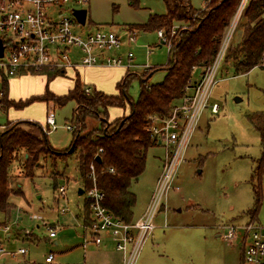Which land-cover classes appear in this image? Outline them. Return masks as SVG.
I'll return each instance as SVG.
<instances>
[{
    "label": "rangeland",
    "instance_id": "1",
    "mask_svg": "<svg viewBox=\"0 0 264 264\" xmlns=\"http://www.w3.org/2000/svg\"><path fill=\"white\" fill-rule=\"evenodd\" d=\"M205 1L190 0L197 9L203 8ZM134 2L137 5H133ZM80 7L88 10V25L76 26L77 32H117L123 42L121 53L131 51L134 64L138 65L130 71L139 75L157 67L159 69L150 77L149 83L163 81L166 76L163 66L168 62L169 45L161 44L158 30L135 29L136 40L129 43L128 38L129 26L145 24L152 15L167 13L164 0H90ZM175 26L179 27L180 23ZM71 55L74 58L76 52ZM145 65L150 68L144 69ZM115 68L117 70L113 74H119L121 69L126 70L123 67ZM221 68L218 83L210 97V105L218 103L219 112L212 113L207 108L201 116L186 151V159L179 165L165 200L167 207H162L155 217L156 228L145 242L137 264H242L244 230H239V237L230 242L219 235L224 232L220 225H242L253 220L248 210L253 207L254 188L258 181L262 203L255 218L264 226V163L261 175L256 173L253 177L262 158L263 147L261 133L249 120L251 114L264 112V69L256 67L247 74L235 76L231 69L224 73ZM84 69H80L83 82L94 83L105 93H117L118 80L113 74L101 76ZM33 75L31 78L10 79V97L19 100L21 97L26 99L42 94L47 82L42 75ZM74 76V70H67L65 76L50 83V90L56 94H66L73 85L70 77ZM194 77L200 78L199 72ZM128 93L132 100L138 99L139 77L133 79ZM236 98L241 100L236 101ZM76 107L73 100L64 106L54 105L57 128L47 136L53 150L35 168L33 177H27L18 162L11 166V186L19 189L20 193L10 195L9 202L13 207L8 216L0 212V242L4 248V252H0V264L122 262V254L110 237L102 245H96L90 239L87 246H83L87 213L84 210L88 199L85 194H79V189L84 185L79 175L76 153L69 154L67 150L73 139L72 130L67 125L75 122L72 118ZM47 108L42 101L22 109L10 108L6 111L0 108V130L10 120L37 122L43 126ZM123 113L124 110L118 107L109 110L112 120ZM87 124L90 129L97 125V121L89 119ZM22 126L35 134L41 133L34 125L24 123ZM164 155L162 146L149 148L145 171L131 186L137 195L134 208L136 219L142 216L149 204L162 171ZM62 186L66 187L65 196L59 191ZM6 226H9L7 231L4 230ZM49 227L55 229V237H50ZM22 248L26 253L19 252ZM49 255H53L51 262L46 261Z\"/></svg>",
    "mask_w": 264,
    "mask_h": 264
},
{
    "label": "trees",
    "instance_id": "2",
    "mask_svg": "<svg viewBox=\"0 0 264 264\" xmlns=\"http://www.w3.org/2000/svg\"><path fill=\"white\" fill-rule=\"evenodd\" d=\"M164 1L167 6L166 14H155L145 24L129 26L130 31L163 30L165 43L171 44L168 62L163 66L166 71L163 81L149 83L150 77L159 69L157 67L139 75L127 70L116 85V94H107L93 86L91 93L87 94V85L76 71L75 76L70 77L72 87L66 94L60 95L50 90L49 85L57 77L65 76L66 72L45 67L32 72L46 78L45 91L20 100L9 97L10 79L4 78L2 83L4 97L1 108L6 111L10 108L22 109L37 101L45 102L47 111L50 106H64L71 100L76 102L72 118L75 121L72 123L73 139L67 148L68 153H76L83 189L93 185L89 173L90 165H95L97 186L105 194L103 204L114 216L126 222L136 220L134 208L137 195L131 186L145 171L149 148L158 146L149 131L151 118L169 117L173 108L186 95L191 81L196 79L195 74L199 72L202 76L212 63L241 0H211L199 9L194 8L190 0ZM133 5L137 3L134 2ZM176 23H180V26L176 27ZM263 60L264 0H248L226 50L221 72L228 73L231 69L235 76L247 74L259 67ZM151 71L153 72L150 73ZM137 77L140 78V93L134 101L128 90ZM113 107L123 109L124 113L112 120L109 110ZM89 119L97 121V125L90 129L87 124ZM249 120L261 133L263 147L262 158L254 171V177L256 173L260 176L263 171L264 112L251 114ZM24 123L36 126L41 133L38 135L27 130L22 126ZM47 136L40 123L31 121L10 120L0 130V212L6 216L13 207L9 202L10 195L20 193L19 189L15 190L11 186L12 164L18 162L22 172L27 177H33L35 168L53 150ZM98 157L100 160H97ZM254 192V204L248 214L251 219L256 220L262 203L259 181ZM84 211L87 212L85 225H88L91 220L88 200Z\"/></svg>",
    "mask_w": 264,
    "mask_h": 264
},
{
    "label": "built area",
    "instance_id": "3",
    "mask_svg": "<svg viewBox=\"0 0 264 264\" xmlns=\"http://www.w3.org/2000/svg\"><path fill=\"white\" fill-rule=\"evenodd\" d=\"M209 1L211 0L205 2ZM89 2L90 0H0V40L4 46L3 55L0 57V108L4 97L3 79H11L22 71L38 72L45 67L67 71L94 66L123 67L130 70L138 66L134 64V54L131 51L121 53L123 42L117 32H77L76 26L88 25V18L86 23L82 24L74 12L84 9L80 6ZM247 2L248 0L240 1L216 57L200 78L191 81L186 95L173 108L171 115L166 118H151L149 131L165 149V155L155 190L140 218L126 222L106 208L103 204L105 194L96 183L95 165H90L89 177L93 185L86 188L85 195L90 203L91 220L85 225L84 247L90 239L96 245H102L105 239L110 237L122 254L121 264H137L145 242L156 228L155 217L162 207H167L165 200L173 186L179 165L186 159V151L201 116L207 108L213 113L219 112L218 103L210 105L211 93L218 83L223 58ZM158 34L165 43L163 30H159ZM135 40L136 32L130 31L129 43ZM168 45L170 49L171 44ZM72 49L78 50V58L72 57ZM259 67L264 69V60ZM146 68L150 67L145 65L144 69ZM85 90L87 94L92 91L88 86ZM56 128L54 107L50 106L43 130L48 134ZM67 128L72 130L73 124H68ZM59 191L65 196L66 187H60ZM221 227L224 232L220 234L230 242L239 237V230H244L242 264H264V226L256 220H249L242 225L224 224ZM49 229L50 237H55V229ZM4 230H9V226ZM0 252H4L1 242ZM19 252L24 254L26 250L22 248ZM52 260L53 255L46 258L47 262Z\"/></svg>",
    "mask_w": 264,
    "mask_h": 264
},
{
    "label": "crops",
    "instance_id": "4",
    "mask_svg": "<svg viewBox=\"0 0 264 264\" xmlns=\"http://www.w3.org/2000/svg\"><path fill=\"white\" fill-rule=\"evenodd\" d=\"M73 52H76V56H74V58H78L79 57V52H78V50L77 49H72L71 50V54L73 53ZM125 53V52H124ZM87 68V69H86ZM80 69L81 68H77V69H71V70H74L75 72L76 71H78L79 73H80ZM116 68L115 67H113V66H94V67H85V69L84 70H90L91 72H95L96 74H98V75H101V76H103V75H108V76H112V74L114 73V70H115ZM117 70V69H116ZM126 71L127 70H125L124 71V69H121L120 70V72H119V74L118 73H116V74H113V77L115 78V80H118L117 81V83L124 77V75H125V73H126ZM65 72H67V71H65ZM23 76H26V77H28V76H30L29 78H31V76H34L33 75V73L32 72H27V71H22L19 75H17V76H15V77H13V78H17V77H23ZM81 76V75H80ZM13 78H11V79H13ZM42 78L44 79V81H46V78L42 75ZM58 78V77H57ZM55 80V79H54ZM53 80V81H54ZM83 83H85V82H83ZM86 84V83H85ZM88 87H90V88H92V86L93 87H95L96 89H98V87H97V85H95L94 83L92 84V85H90V84H86ZM71 88V87H70ZM69 88V89H70ZM98 90H100V89H98ZM9 92H10V81H9ZM43 92V90L40 92V93H42ZM104 92V91H103ZM107 94H109V93H107ZM114 94H116V93H114ZM39 95V94H38ZM25 96H28V95H25ZM30 96V95H29ZM9 97H10V95H9ZM11 98V97H10ZM25 98H27V97H25ZM11 99H13V98H11ZM21 99H24V97H21ZM16 100V99H15ZM20 100V99H19ZM212 112V111H211ZM213 113V112H212ZM158 146H161L160 144H158ZM157 182V181H156ZM81 188H83V187H81ZM80 188V189H81ZM79 189V190H80ZM85 190V189H84ZM80 194V193H79ZM83 194H85V192L83 193ZM83 194H80V195H83ZM246 223V222H245ZM227 224H235V223H227ZM244 224V223H243ZM222 225H224V224H222ZM221 226V225H220ZM219 235H221L220 233H219ZM8 237L10 236L9 235V233H8V235H7ZM105 241H108L107 240V238L105 239Z\"/></svg>",
    "mask_w": 264,
    "mask_h": 264
},
{
    "label": "water",
    "instance_id": "5",
    "mask_svg": "<svg viewBox=\"0 0 264 264\" xmlns=\"http://www.w3.org/2000/svg\"><path fill=\"white\" fill-rule=\"evenodd\" d=\"M74 15H75V17L77 18V20L80 23L85 24L86 20L88 18V10L85 9V8L84 9L75 10ZM161 44H164L163 40H161ZM3 51H4V46L2 44V41L0 40V57L3 55ZM235 100L236 101H240L241 99L240 98H236ZM97 160H100V158L98 157ZM84 192H85V190L83 188H81L79 190L80 194H83Z\"/></svg>",
    "mask_w": 264,
    "mask_h": 264
}]
</instances>
